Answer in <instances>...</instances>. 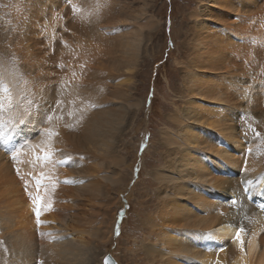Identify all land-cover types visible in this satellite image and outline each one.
<instances>
[{"label": "bare ground", "instance_id": "1", "mask_svg": "<svg viewBox=\"0 0 264 264\" xmlns=\"http://www.w3.org/2000/svg\"><path fill=\"white\" fill-rule=\"evenodd\" d=\"M69 1L14 0L10 3L12 19L6 26L0 25V48L13 51L19 61V69H0V81H5L0 85V264H93L99 244L85 239L84 234L107 244L112 239L118 209L111 212L109 221L104 219V229L89 234L86 230L90 229L85 228L91 212L85 209L78 215L59 214H68L77 207L67 202L70 196L86 198L91 209L95 199H110L112 191L120 194L129 190L127 200L131 202L138 186L129 187L131 176L136 174L133 167L137 154L128 163L120 146L145 102L132 94L131 74L125 78L127 83L115 81L113 88L105 74L113 67L127 77L126 73L135 68L147 49L148 32L144 28L149 25L141 21L151 16L145 9L142 14L132 13L125 5L88 11L85 3L80 4L82 0ZM199 2L201 6L191 8L189 18L210 16L205 13L210 3L225 12L219 11V28L213 26L205 32L202 29L207 27L198 25L189 38L178 42L179 51L187 52H181L177 60L183 80L179 97L185 104L175 107L167 118L169 126L161 131L160 141L166 149L162 166L151 172L157 183L156 205L144 221L150 230L144 256L149 264H228L227 256L237 251L236 264H264V211L260 209L264 208V146L251 142L253 138L247 137L240 124L245 112L264 126V0ZM75 3L78 9H71L76 20L81 18L77 22L70 6H66ZM100 12L102 17L109 15L115 22L130 21L135 26L127 37L130 44L131 33L136 36L130 57H116V36L102 38L94 15ZM90 20L95 23L91 29ZM65 28L74 32L73 36ZM72 43L92 52L94 61L87 58V53L72 56L76 53ZM70 57L76 60L70 62ZM85 60L91 62L89 67ZM65 62L75 67L79 86L61 85L63 71L67 72ZM80 64H86L84 71ZM86 92L95 96V103L76 100L78 109L71 110L74 104L66 100ZM121 100V109L102 106ZM199 100L220 103L223 109H212ZM64 108H69L68 114L57 117ZM202 125L211 129H203ZM34 146L45 149L50 157L34 155ZM78 164L85 167L78 170ZM29 169L36 173H27ZM81 173L85 175L79 178V187L63 185L62 176L69 180ZM94 176L97 180L90 182ZM34 177L38 181L43 178L44 187H39ZM23 189L33 197L25 196ZM35 196L43 205L40 226L33 204ZM46 214L51 221L48 229L43 224ZM55 220L58 226L52 223ZM241 228L244 231L240 240H246L245 246L235 238ZM213 230L218 232L219 240L208 237Z\"/></svg>", "mask_w": 264, "mask_h": 264}, {"label": "rangeland", "instance_id": "2", "mask_svg": "<svg viewBox=\"0 0 264 264\" xmlns=\"http://www.w3.org/2000/svg\"><path fill=\"white\" fill-rule=\"evenodd\" d=\"M67 1H69V0H67ZM83 1L84 0H82V2L80 4L84 5V3H85L86 7L89 8L88 11L94 10L95 12L96 11L99 12V10L102 11L103 8L108 7L110 5H112L118 9L120 5L121 6L125 5L128 7V9L129 8L131 9L132 13H136L137 15L139 13L142 14L143 9H145L146 12H149V14L151 16V17L145 18L141 21L142 23H148V25H149V26L144 28V30H146V32H148V34H147L148 35V37H147L148 38L147 49H146L145 53H142V55L140 56L135 68L130 69V73H126L127 77H126L125 73L119 72L118 70H115V68H113V67L110 68L113 72L111 70H109L105 74V77L107 76V83H109L110 88H113L114 85H116L117 83H119L121 81H123L124 83H127L126 79H128L130 77V74H131V76L133 77V81L129 84L132 87V94L136 97V99L144 100V102H145V106L143 105L144 108L142 110L141 109L139 110L138 115L134 119V122L132 124L133 128H131L132 130L130 131V129H128L129 135L124 137L125 141L121 142V146H120L123 154L128 159V163H131L135 158L134 157L135 154H137L138 158L135 159L136 162H135L134 167H133L134 172L136 174H135V176L134 175L131 176L132 180L131 179H130L131 181L129 180V187H131L134 184H138V186H137V188L133 194V197H132L133 199L131 202L129 200H127V197H129V190L125 189L126 191L124 190V192L120 193V194L118 193L119 191H114V192L112 191L110 194H114V195H110V196H112L110 199L104 200V199H102L103 196L101 198L99 197L97 201L95 199L94 207H91V209L88 208L91 205L89 203H87V201H85L86 198L80 197V199H79V198H76L74 196H72V197L70 196L69 200L72 199L73 201L68 200L67 202H70V205H72V206L77 205V207L76 206L72 207L74 210H72V208L70 211L68 210V214H67V212H65L64 214L60 213L59 215H69L70 212H71V214L75 215V213H76L78 215L79 212L83 213V211L85 209L88 211V213L91 212L90 213L91 216H89L90 215L89 214L86 217L87 218L86 221H88V222L92 219V221H90L89 223L87 222L86 228H85V230H86L88 227L92 231L91 232L90 230L87 229L86 233L89 234V233H95L93 231H97V229L100 230L101 227H102V229H104V227H106V224H107L106 221H109V216H110L111 212L117 208L118 210L116 212V215H115L116 217L114 218V222H113L112 230L114 229V231L112 232L111 241H109L107 244L102 243V242H100L101 240H99L97 237L91 236L92 234H90V235L84 234L85 239H87V238H88V240L91 239L92 242L96 243L97 245L99 244L95 260L93 258V264H104L103 259L107 255H112V257L117 261L118 264H149V263H147L146 257L144 256V254H145L144 252H146L144 249V243L147 242L146 237L149 236L150 230L144 224L145 223L144 221L147 220L148 217L150 216V214H152L154 211V206L156 205V203L154 202V199H155V195H156L155 191H156V187H157L156 181H154L151 177V172L153 170L157 169L158 167L162 166V164H163V156H164V152H165L166 148L162 147L160 140H161V136H162L161 131L163 129H165L166 126H169L168 125L169 121L167 120V118L170 114H173L176 106L179 108H182L183 105L185 104L184 103L185 101L179 97L180 91H181L180 89H182V81L183 80H182V75H181L182 71L180 70V66L177 65V60H178L179 54H181V52H182V51H179L178 42L183 41L186 38H189L190 34L192 32V29L197 30L198 25H201V26L204 25L203 27H207V28L202 29V31H205V32L206 31L209 32V30H207V29H213V26H217L216 28H219L218 25L220 24V21H221L220 16H222L221 12H225V11L221 8L216 7V6H212V3H210L209 5H206V6H209V8L206 7V12H205V13L210 14V16L203 14V15H201L195 19V18H189L188 15H189V11L191 10V8L201 6V2H199V0H122V2H121V0H112V1L111 0H100L99 2H98V0H85L84 2ZM11 2H14V0H0V25L2 27L6 26L8 24V22L12 19V17H10L12 15L11 9L13 7L10 4ZM69 3H71V2L69 1ZM66 6L67 7L70 6L69 10H70L71 16L73 15L72 16L73 19L76 22L79 21L81 18L76 20L75 19L76 14H73L72 12H74V11L71 9L74 7H77V9H78L79 4L75 3V5L74 4L72 5V7H71V4L66 5ZM8 7H11V8H8ZM3 8H4V10H2ZM257 9H259V8H257ZM79 11H78V13L82 12V11H80V12ZM219 11H221V12H219ZM111 12H112V14L115 13V11H113L112 9H111ZM94 15H95V19H96V17L98 18V20L96 19V24L99 23L98 24L99 30H100L99 32H101V34L103 35L102 38H104L105 36H106V38H110V37H114V36L117 37L114 40V44H116V49H117V52L115 53V55L118 53L116 55V57L118 56L117 57L118 59L130 57L132 54V49L134 50V39L136 38V36L134 33H131V37H132L133 41L130 44L127 42V40H128L127 37L129 36L128 32H131V30L134 29L135 26L133 27V25L130 21L115 22L114 20L108 18L109 15H104L102 17L101 12L98 15H96L94 13ZM238 15L243 16L241 14H238ZM99 16H100V18H99ZM236 16H237V14L235 15V17ZM245 16H247V15H245ZM1 17H3V19H7V20H3ZM231 17H233V15ZM147 20H149V21H147ZM92 22L93 21L90 20V23H91V25L89 26L90 29L95 24L94 22L93 23ZM125 22H127V23H125ZM206 22H207V24H206ZM4 24H6V25H4ZM66 32L68 33V35L73 36L74 32L72 33L68 29H66ZM126 34H128V35H126ZM93 36H95V38H97L96 35H93ZM71 39H72V37H71ZM81 40H86V39H81ZM116 40H117V42H116ZM73 41L74 40H68L69 43L73 42ZM83 42H84V44L86 43L85 41H83ZM72 45H73V43H72ZM75 46H76L75 44L73 46H71L72 51L73 52L76 51V53H75L76 56L74 53H72V56H74L75 58H78V56H81L82 53H84L85 55L89 54V55H87V58L88 59L90 58L92 61H94L93 60L94 57L92 56V54H93L92 52L86 51L87 49L83 50L79 45H77V46H79L78 48ZM87 46H88V44H87ZM78 49H79V51H78ZM81 49L83 50V52ZM182 53L185 54L187 52L184 50ZM14 55H15V53L13 51H8L6 47L0 48V69H1V72L5 71L8 67H10L9 69L11 71H13L15 68L17 69L19 67V61L16 59V55L15 56ZM5 57H6V59H5ZM70 58H72L73 60H71ZM70 58L68 59L70 62H73L76 60L73 57H70ZM129 59L127 60V62L129 61ZM3 60H6L8 62V64L9 63H11V64H9V66H6L4 64V62H2ZM85 62H88V67H89L91 62H89V60H85ZM78 66H81V64ZM64 69L68 73L63 71V75L61 76L62 77L61 85L64 84L62 86L63 87L65 86V88H67V87L70 88L71 86H73V85L75 86L76 84L78 85L79 80H80V76H78L79 80H77V75H76L77 72L75 70V67L73 65L69 66L65 62ZM70 69H72V70L70 71ZM81 69L84 71L86 69V64H83L81 66ZM117 71H118V74H117ZM3 74H5V72H3ZM111 75H113V77ZM72 76L75 77V79H76V80H73L75 84L72 82V78H73ZM0 78H1V74H0ZM65 80H68V83ZM62 81H63V83H62ZM0 83H1L0 85H3L5 83V81L4 82L0 81ZM97 93L102 94L100 90H97ZM89 94L90 93L86 92L85 94H82V95L80 94L79 95L80 97L76 95V97H74V96L72 97L74 99H72V98L67 99L66 100L67 102L70 103L72 101L73 103L71 102V104H74V106L72 105L71 110L72 109L75 110V108L77 107L75 104L76 100L86 101V103H91L90 101H92L93 98H95V96H92V94H90V96H89ZM88 97H91V98H88ZM75 98H77V99H75ZM83 98H86V99H83ZM93 102L95 103V100H93ZM120 102H122V103H120ZM199 102H200V104L205 103V104L211 105L210 108L213 107L212 109H215V110H216V107L223 109V107H222V105H220V103L215 104V102L213 103L212 101H204V100H199ZM62 104H63V102H62ZM122 105H123L122 100L116 101V103L109 101V102H105V104H102V106H104V107H108V106L111 108L116 107L115 109H118V107L121 109L123 107ZM66 106H69L68 103ZM95 107H97V105ZM97 108H100V106H98ZM68 109L64 108L63 110H65V111L62 113L58 112V114H57V112H56V114H57L56 116L59 117L60 114H62L61 116H63V114L64 115L68 114V113H66V110H68ZM76 109H78V107ZM76 111H78V110H76ZM256 114L258 115L259 113L256 112ZM251 115L252 114H246L244 112L243 115H241V118H240L241 123L240 124L242 125L245 133L248 135L247 137L253 138L251 142H259L258 145L261 146V148H262L264 146V126L261 125L259 119L254 118V116L253 115L251 116ZM201 127L203 129H211V128L207 127V125H202ZM212 131H213V129H212ZM143 142H144V144H143ZM138 143H139V146H138ZM142 144H143V146H142ZM137 146H138V151L136 152ZM32 149H33L34 155L35 154H37L38 156L42 155V158H44V159H45V157L46 158L50 157V153L46 154L45 149L41 148L40 146H34ZM55 151H57V150H55ZM144 155H145V157L143 158L144 160L143 159L141 160V156H144ZM70 159L72 160V158H69V161H70ZM143 163H144V165H143ZM83 167H85V166L84 165L79 166V164L77 166L78 170L82 169ZM27 173L34 175L33 173H36V172H34V171L32 172L29 169V171ZM82 174L83 173L78 174L77 176L72 175V177L70 176L72 179H69V180H68V177L62 176L63 185H68L69 188L79 187V184H80V183H78V182H80L79 178L85 175V174H83V175ZM102 174H105V173L102 172ZM40 176H42V174H40ZM141 176H142V180H141ZM30 177H31V175H30ZM139 178L141 181L139 183H137ZM33 179L36 180L35 177ZM43 180H44L43 178L39 179V181L36 180L37 183L39 182L37 184L39 187H41V186L44 187L43 186L44 185ZM89 180H90V182H92L93 180L95 181V180H97V177L94 176L93 178H90ZM135 180H136V183H134ZM40 184H42V185H40ZM6 186L11 188L10 185H6ZM36 189H37V187H36ZM24 192L26 193L25 196L31 195L30 191L26 192V190H24ZM32 197H33V195H31L30 198H32ZM139 201L140 202L142 201V202L139 203ZM83 204H85L87 206L82 207L81 205H83ZM98 206L99 207L101 206L100 209ZM102 207H104V208H102ZM105 211H106V213H105ZM120 214H123V215H120ZM45 218L46 219L43 220L44 221L43 224L48 229V225L50 224L49 227L51 226V221L48 220L49 216L47 214H46ZM94 218L97 219L96 220L97 222L95 221ZM94 221H95V224H94ZM98 221L101 224L102 223H104V224H102V225L96 224V223H99ZM55 222L57 223L59 221L55 220ZM52 223L55 224L54 226L59 225V223L56 224L53 221H52ZM90 223L91 224L93 223V224L91 225ZM37 225L40 226V223H38ZM44 225H43V227H44ZM97 225H98V228H97ZM103 225H104V227H103ZM173 227H175V226H172V228ZM217 234H218V232L215 230L207 233L208 237H210L214 240H219L220 237H218ZM80 235L83 236L82 234H80ZM222 238H224V236H222ZM232 240L236 241V239L234 240V238ZM117 241L119 243H117ZM221 241H224V240H221ZM237 241H238V243H241V244H243V246H245L244 245L246 243L245 239L237 240ZM214 246H215V243H214ZM116 249H118V250H116ZM235 255H237V251L236 252L234 251L233 256H231L230 254H229V256H227L228 261H229L228 264L235 263V262H233L235 259L234 258ZM183 263L184 262H182V264ZM185 264H190V263H185ZM191 264H193V263H191ZM197 264H209V263H205V262L200 261V262H197ZM240 264H243V263L241 262Z\"/></svg>", "mask_w": 264, "mask_h": 264}, {"label": "snow or ice", "instance_id": "3", "mask_svg": "<svg viewBox=\"0 0 264 264\" xmlns=\"http://www.w3.org/2000/svg\"><path fill=\"white\" fill-rule=\"evenodd\" d=\"M0 135H3L2 133H0ZM33 204L35 206V215L37 217V223H40V215H41V209L43 207V205L40 203V198L39 197H34L33 198ZM244 230L241 228L237 231L236 233V239L240 240L241 238V232H243Z\"/></svg>", "mask_w": 264, "mask_h": 264}, {"label": "water", "instance_id": "4", "mask_svg": "<svg viewBox=\"0 0 264 264\" xmlns=\"http://www.w3.org/2000/svg\"><path fill=\"white\" fill-rule=\"evenodd\" d=\"M104 264H117V262H115L112 257H110L109 255H107L104 258Z\"/></svg>", "mask_w": 264, "mask_h": 264}]
</instances>
